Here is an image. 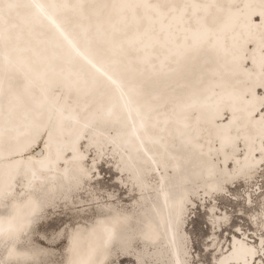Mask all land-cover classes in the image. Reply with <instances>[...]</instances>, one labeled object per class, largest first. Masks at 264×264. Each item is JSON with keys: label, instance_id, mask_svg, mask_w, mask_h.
Returning a JSON list of instances; mask_svg holds the SVG:
<instances>
[{"label": "bare ground", "instance_id": "bare-ground-1", "mask_svg": "<svg viewBox=\"0 0 264 264\" xmlns=\"http://www.w3.org/2000/svg\"><path fill=\"white\" fill-rule=\"evenodd\" d=\"M87 151L146 203L70 226L49 264H141L134 243L181 264L186 192L264 167V0H0V264L45 255L20 244L52 200L91 194ZM253 234L236 227L213 264L261 263Z\"/></svg>", "mask_w": 264, "mask_h": 264}, {"label": "rangeland", "instance_id": "rangeland-1", "mask_svg": "<svg viewBox=\"0 0 264 264\" xmlns=\"http://www.w3.org/2000/svg\"><path fill=\"white\" fill-rule=\"evenodd\" d=\"M241 151L240 148L239 153ZM104 158H108V155H105ZM86 161L85 168L88 170L91 166L97 167L90 170L96 172L95 177L91 179V194L87 195L83 189L74 194L75 189L70 196L65 193L67 195L65 199L70 197V200L60 198L57 200V204L52 200L45 206L42 217L38 220L28 241L20 244V246L28 247V243H31L35 247H42L46 250L44 256H38V259L31 260L32 262L29 264L60 262L66 230L75 223L90 221L95 216L108 213L107 211L112 209L121 213L136 212L145 205L146 202L137 200L135 193L137 190L133 189L128 178L124 175L119 177L116 170L110 168L112 163L101 164L100 160L95 161V156L89 151H87ZM261 164H264V160L260 162ZM258 173H261L259 177L251 173L248 181L246 179L243 182H236L232 186L227 185V187L225 184L223 186L224 196L222 194L214 195L213 199L204 198L203 201H200L192 193V188L186 192L188 199L184 200L185 203L182 207V227L178 229L184 250L181 264H213L214 246L219 242L223 245L226 240L228 243V239L234 234L236 227L252 234L255 238L253 232L262 235L264 239V167ZM155 181L150 176L145 181L150 184V186H145L149 190L148 200L154 198ZM246 191L252 195L251 207H246L243 202ZM141 248L143 252H140ZM160 250L155 248L153 251L146 252L140 244L134 243L126 255L134 258L136 256L141 264H161ZM164 252L166 264H169L171 255L168 250ZM119 255L120 253L115 251L109 264H133L134 260L121 258ZM261 255V263H258V259L257 264H264V250Z\"/></svg>", "mask_w": 264, "mask_h": 264}, {"label": "water", "instance_id": "water-1", "mask_svg": "<svg viewBox=\"0 0 264 264\" xmlns=\"http://www.w3.org/2000/svg\"><path fill=\"white\" fill-rule=\"evenodd\" d=\"M33 224H34V220L32 221V223H31V225H30V226L32 227V225H33Z\"/></svg>", "mask_w": 264, "mask_h": 264}]
</instances>
